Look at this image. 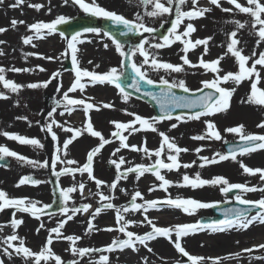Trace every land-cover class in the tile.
I'll return each mask as SVG.
<instances>
[{
	"label": "rangeland",
	"instance_id": "obj_1",
	"mask_svg": "<svg viewBox=\"0 0 264 264\" xmlns=\"http://www.w3.org/2000/svg\"><path fill=\"white\" fill-rule=\"evenodd\" d=\"M86 3H90L91 0H85ZM166 3V0H164ZM244 6H247V0H238ZM264 3V0H261ZM15 0H4L0 3V28L7 29L5 32L0 33V68L5 69V78L11 80L17 84L24 85L17 93H12L3 88L0 84V92H4L9 98L0 99V133L8 132L22 135L26 138L39 139L43 144V148H36L29 145H21L20 143L10 140L0 134V146H6L12 151L17 152L20 155L25 156L30 160L35 161H48L49 166L47 168H33L30 165L20 162L15 158L8 157L10 160V166L7 168H0V190L4 191L9 198H27L31 201H39L37 207H42L44 204L52 205L54 203V191L55 188H68L76 186L77 190L70 193V199L68 201V207H80L83 204L91 205L87 212H79L73 216V219L67 221L63 228L60 229V236L57 237L56 233H52V243L48 245L51 253L61 258L62 264H69V262L76 261L78 264H99L101 256H107L108 261L106 264H190L186 257L177 253L172 243V247L169 249V256L163 252V240L156 241V239L149 241L153 252L159 250L155 260H151L148 253H145L144 247L136 245L137 251L132 249H124L121 251L116 248L114 251H106L107 246L111 245L113 240L126 239L123 233L119 232L113 225L112 216L116 213V208H122L128 206L131 201L132 195L139 191L142 194L143 199L138 198L137 203L143 204L145 201H157L162 202L168 198L174 199L176 193L166 192L163 194H154L150 198L147 196L146 187L148 184H152L154 188L160 186L158 181L152 173H145L139 179L135 173H128L126 179H120L115 189H110V185L116 180L117 169L110 161L115 160L119 162L120 158H123L125 163L121 165L119 171L124 172L130 167L136 165L152 166L156 157L145 155L143 151H134L130 148H121L119 152L113 153L119 147V139L111 135L116 131L114 125L110 122H124L127 123L133 120V116L127 113H135L141 117L150 118L154 114L149 105L134 98H131L129 102L125 103L119 94L118 89L110 87L108 85L96 84L99 91H76L75 96H79L80 99H85L94 105H102L104 103L111 104V108L100 107V110L96 114H90V120L95 131H99L105 139L111 141L106 144L99 153L93 157V175L96 179L104 182L99 188H97L95 181L89 179L87 173L75 172L72 175H62L57 177L53 174L51 168V160L54 154L57 152V147L62 146L63 141L66 138H70L73 133L63 131L60 127L54 126V131L57 134L58 141H53L51 135L41 131L43 126L48 120L47 114L43 115L42 111L46 107L44 104L45 90L51 89L54 91L55 97L52 98L50 107H55V101H62L63 93L74 82V73L62 72V67L66 59L71 58L70 55H61L65 53L67 45L66 39L58 34H47V30H41V35L37 36L34 30H30L29 26L33 23L44 22L49 23L55 20L59 16H64L69 20L86 14L78 5L64 4L63 0H24L18 7H10L14 4ZM97 3L104 7L106 10L114 11L117 14L123 15L129 20H134L139 15L146 26L153 27L156 30L167 29L171 24V20L175 18L174 12L165 14L161 17H149L146 15L148 11L152 10L151 5H144L140 0H97ZM29 5H41L42 7L37 10L35 7ZM196 7L204 9L210 8L211 11L205 12L203 17L187 20L180 25L178 32H183L187 23H192L196 29L190 39L195 41L197 39H205L211 37L208 42V54L203 56L205 61H213L219 57H223L220 61L219 68L221 71L219 75L223 76L228 72L237 73L238 63L235 58L227 53V47L230 43V34L236 32V37L239 43L235 46L238 49H242V54L250 57L251 59L247 63V67H251L255 59L258 58L260 52H264V42L257 45L256 41L258 36L255 34V30L251 23V17L247 14L240 13L235 9L234 5H231L227 0H221V7H217L210 3V0H198ZM221 8L229 9L231 12L222 11ZM51 9V11H49ZM193 9L191 0L183 6L184 11ZM101 19V17H98ZM15 19L17 21H23L24 23H18L15 27L11 25V21ZM235 21H239L245 24L242 29H237ZM163 25V27L161 26ZM259 26H257L258 28ZM164 34V33H163ZM167 34V32L165 33ZM32 36L33 39L30 44L23 43V37ZM86 42L77 45L79 51L77 53L79 66L89 71H96L97 73H106L110 68L116 67L120 69V61L122 57L115 51V46L112 41L107 37L96 34H85ZM145 39L148 44L162 42V39L149 36L147 34L140 36L139 40ZM87 40H91L88 43ZM108 44L107 49L104 48V44ZM137 43H131L124 46L125 51L132 49ZM148 47V45H146ZM183 45L180 42L173 43L170 47H165L158 50V59L163 62H168L173 65H182L181 57L184 56L182 51ZM149 51H156L148 48ZM257 55L253 56V52ZM204 52V46H198L196 49L189 51L188 58L193 64H197L199 58ZM33 53L26 57V54ZM227 53V54H226ZM56 57L55 60L49 61L41 57ZM136 62H141L143 57L138 54L134 57ZM91 61V63H89ZM96 65H99L97 68ZM46 69V71H40L39 67ZM147 67V66H146ZM32 69L28 72H15L10 69ZM256 70L260 74V80L257 87L264 91V67L257 65ZM60 72V77L57 80L52 81L47 88L30 89L26 85L30 83H39L50 79L52 73ZM214 73L210 70L203 68H192L187 65L184 66V71L180 73L165 71L159 69L156 71L149 70L148 77L154 81H159L161 77L168 79L170 82L173 80H184L186 85L192 91H196L202 87L201 81L212 80ZM256 80V77L245 79L238 86L232 82L222 84L227 89L235 88L233 95L230 98V107L227 111L217 113L210 117H202L200 120H188L186 123H179L175 129H170L172 123H177L175 119L172 121H163L157 125L159 132H164L169 137L173 138L176 144L180 148L188 149L186 152L181 153V163L191 164V167H181L178 170H172L171 175H166V172L161 169V175H163L168 181L172 182L171 186H175L181 181V173L188 171L191 174L190 177H195L197 173L203 179H208L210 175L222 176L228 179L230 183L246 184L249 187L257 186L264 188V182L261 181L259 173L252 175L243 172L240 167V162H248L249 168L252 169H264V149H259L250 152L246 155H237V161L231 159L215 164H208L204 167L200 165L203 161L201 157L212 158L217 152L223 153L222 144L227 142H234L239 140V135L228 133L226 128L235 127L239 125L244 126L246 134L264 135V127H258L261 122H264V106H259L248 102V97L251 94V83ZM87 81V80H86ZM82 83H86L82 78ZM62 85L60 91H57V86ZM85 89V88H84ZM179 89V88H177ZM75 98L74 96H70ZM52 110V109H51ZM49 110V111H51ZM60 113H63L61 115ZM67 116V111L64 107H58L54 118L59 121L65 119L63 116ZM44 116V117H43ZM17 117H27V120L17 119ZM86 116L81 121L72 125L70 122L63 125L65 128L83 129L85 128ZM205 120L212 121L216 129L221 133L223 139L221 141L216 140H195L192 137L197 135H203L206 130ZM30 122V123H29ZM39 122V123H37ZM135 127H139L138 124ZM150 132V133H149ZM128 136L126 143L130 145H136L138 148L147 147L150 151H155L160 148L161 137L158 132L140 131L134 132L129 135L127 131L122 133ZM74 148L67 149V156L60 153L63 160H74L77 163L73 165H67L65 163H58L55 171H60L64 167L77 168L82 167L84 164L83 155L87 157L89 151L96 148L100 141L97 137H92L87 131H84L83 135L77 137L73 142L78 141ZM80 148V149H79ZM200 148L201 151L197 153L195 150ZM161 159L167 161V150L162 154ZM255 161L249 163L250 161ZM195 161V163H193ZM87 162V160H86ZM85 162V163H86ZM226 162V163H225ZM221 163H224L221 165ZM111 164L112 170H108V165ZM228 164L230 172L225 174L223 172L224 166ZM212 173L210 174V172ZM222 173V174H221ZM22 177H32L41 181L40 184L34 186L17 187ZM211 179V177H210ZM84 184L83 192L79 189L78 185ZM146 184V187H145ZM123 189V191H121ZM169 190V189H168ZM206 190V191H205ZM199 193V198L195 200L206 203H227L236 202L235 197L229 199L220 192L219 187L210 186ZM207 192L209 194H207ZM102 193L105 196L111 197V203L114 205L112 209H106L101 214L92 220L93 229L89 230L88 221L92 219L91 213L95 208L99 207L101 203H107L108 201H100L99 195ZM202 194V195H201ZM191 194H188L189 198L193 199ZM164 197V198H163ZM162 198V199H160ZM243 198L257 201L264 198V191H255L245 193ZM27 203V201H26ZM61 206V203H60ZM15 213V216H13ZM176 216H179L187 222V224H194L202 218H207L210 213L209 209H199L196 214L188 215L183 211L178 210ZM71 214V213H69ZM125 220L134 221L127 230L132 231L136 235H144L149 231H145L143 225L136 220L135 215L124 214ZM22 220V224L15 229V234L19 239L12 241L13 248H9L11 253V259L8 255L3 253V249L7 247L4 243L6 238L13 233V228L10 226L12 219ZM66 217L59 212L55 214H41L39 219L34 218L29 213H22L16 211L14 208L4 209L0 211V261L3 264H35L34 257L25 260L23 254L17 255L14 251L15 247H19V240L23 239L24 246L29 248L34 253H39L49 237V230L56 228L61 220H65ZM44 226L41 228L40 225ZM174 225H171L173 227ZM176 226V225H175ZM40 228L39 232L37 229ZM113 229L107 231L105 229ZM241 233L244 234V238H249L250 242H245L243 245L230 246ZM196 234L205 235L199 237L195 241L196 245H193L189 241L190 248L197 250V256L206 258L205 264H264V259H255L254 257H264V249L256 248L255 246L264 244V224L256 223L249 227L247 230H228L224 232H211L205 229L204 231L197 232ZM67 236L79 237L74 243L65 239ZM168 240V239H166ZM182 246L187 244V241L183 242ZM156 242V243H155ZM184 243V245H183ZM152 244V245H151ZM233 244V243H232ZM102 246L105 249H102ZM89 249L83 256L73 254L72 249ZM174 248V249H172ZM185 248V247H184ZM188 252L187 248H185ZM245 249H251L252 251H244ZM118 253L124 254L125 258L122 259L117 255ZM189 253V252H188ZM47 254V253H46ZM235 254H239L237 257ZM39 264H56L55 260L50 257L49 260L39 261Z\"/></svg>",
	"mask_w": 264,
	"mask_h": 264
},
{
	"label": "snow or ice",
	"instance_id": "obj_2",
	"mask_svg": "<svg viewBox=\"0 0 264 264\" xmlns=\"http://www.w3.org/2000/svg\"><path fill=\"white\" fill-rule=\"evenodd\" d=\"M4 0H0V3H3ZM64 4L71 3L72 5H78L80 9H82L86 14L91 15L92 17H101L108 21H110L114 26H122L125 29L121 35H127L129 33L140 34V33H148L152 34L156 31L153 27L146 26L143 22V19L137 15L134 20H129L125 18L123 15L117 14L114 11L106 10L104 7L100 6L97 3V0H91L90 3H86L85 0H63ZM140 2L144 5H151L152 10L146 13L149 17H161L165 14H169L174 12L175 18L171 20V26L167 29V34L162 36V42H156L152 44H148V41L145 39H141L139 44L135 45L129 51L124 50V45H122L118 40L113 38L109 32L103 31L99 28L88 27L84 28L82 32H75L71 38H66V51L61 55H70L72 61V71L74 73V82L67 89L66 92L63 93L62 101H55V107L52 108L51 111L47 113L48 120L46 123L41 126V131L46 132L51 135L53 141H58L57 134L55 133L54 126L60 127L63 131L72 132L73 135L63 141L62 146L57 147L56 154L53 155L51 160V168L53 169V174L57 177L62 175H72L75 172L87 173L89 179L95 181L97 188H99L104 182L96 179L93 175V157L100 152V150L106 145L111 143L110 140L105 139L103 135L99 131H95L93 125L91 123L90 117L88 113L90 110H100V107L103 108H111L113 105L104 103L102 105H94L92 103L87 102L85 99H75L69 96V93H74L78 89L83 91L85 88V84L82 83V78L87 77L88 83L95 85H113L116 89H118L119 94L122 98V101L127 103L131 99V93L125 91V88L121 85L120 81L124 77L125 73L123 71L124 67L127 66L131 69L134 76L131 78V83L127 85L128 88L134 89L135 92L141 91V82L161 87V92L159 94H155L151 91H144L143 95L150 97L152 100L156 101L158 107L160 109L159 116H153L150 118L141 117L135 113H127L130 116H133V120L124 123L112 121V123L116 129V131L112 132L111 135L119 139V147L115 150L113 155L116 152H119L121 148H130L134 151H143L145 155L155 156V162L152 166H145L143 164L136 165L135 167H130L124 172H120L119 169L122 164L125 163L123 158H120L119 162L112 160L110 163L114 164L117 171L116 180L110 185V189H115L117 187V183L120 179H126L128 173H135L137 179H139L145 173H152L155 178L160 181V187L164 190H167L169 186H171L170 181H168L163 175H161V169H167L169 171L178 170L181 167L188 168L191 167V164L181 165L179 162V156L182 152L188 151V149L180 148L173 138L166 135L164 132H159L157 125L163 121H172L175 119L177 123H172L170 125V129H175L178 127L179 123H186L188 120H200L202 117H210L217 113L225 112L230 107V98L233 95L235 88L227 89L222 86V84H226L229 82L234 83L235 85H239L245 79L251 78L253 76L256 77V80L251 83V94L248 97V102L253 104L264 106V91L257 87V84L260 80V74L256 70V66L260 65L264 67V52H260L258 58L254 60L251 67H247L248 61L251 59L248 56L242 54V49H238L235 46L239 43L236 37V32H232L230 34V43L227 47V53H230L238 63V72L232 73L228 72L223 76L219 75L221 69L219 68L220 61L223 57H219L213 61H205L203 59L204 55L208 54V42L211 37L205 39H197L195 41L190 39L191 34L196 31L194 25L192 23H187L184 31L178 32L180 25L187 20H193L200 17H203L205 12L211 11L210 8H198L196 7L198 0H191L193 5V9L184 11L183 6L186 5L189 0H140ZM227 2L231 5H234L235 9L240 13L247 14L251 17V20L248 23L252 24L253 29L255 30V34L258 36L256 41L257 45L261 42H264V3L261 0H247V6L242 5L238 2V0H227ZM24 0H15V3L10 5V7H18ZM212 5L217 7H221V0H210ZM30 7H35L39 10L41 5H29ZM222 11L231 12L232 9H224L221 8ZM51 11V9H49ZM18 23L22 24L23 21H17L13 19L11 21V25L15 27ZM68 23V18L64 16H59L55 20L44 23L38 22L33 23L29 26L30 30H34L37 36L41 35V30L46 29L47 34L51 35L58 30V26L61 24ZM237 26V29H242L245 27L244 23L239 21L234 22ZM163 27V25H161ZM257 26H259L257 28ZM7 29L0 28V33L5 32ZM96 34L102 35L103 37H107L112 41V44L115 46V51L122 57L120 61V69L118 70L116 67L110 68L106 73H97L96 71H89L87 69H83L79 66V60L77 53L79 51L77 45H81L86 42L85 34ZM63 36L64 34L61 33ZM24 44H30L33 37L25 36L22 38ZM180 42L183 45L182 51L184 52V56L181 57L182 65H173L168 62H163L158 59V50L163 49L165 47H170L175 42ZM88 43H91V40H87ZM3 43V41H0ZM148 45V47H146ZM204 46V52L198 60L197 64H193L188 58V53L191 50L196 49L198 46ZM105 49L109 47L108 44L103 45ZM148 48L154 49L156 51H149ZM226 53V54H227ZM2 51H0V55H2ZM143 57L141 62H136L134 57L136 55ZM35 55L33 53L26 54L27 56ZM257 53L254 51L253 56H256ZM43 59L52 61L55 60L56 57H41ZM91 63V61H89ZM187 65L192 68H203L205 70H210L214 73V78L212 80H204L201 81L202 87L196 89V92H200V95H195L191 89L186 85L184 80H173L169 81L164 77H161L159 81H154L153 79L148 77V71H156L159 69H163L165 71H171L180 73L184 71V66ZM147 66V67H146ZM39 67V66H37ZM98 68L99 65H96ZM15 72H28L32 71V69H10ZM40 71H46V69L39 67ZM5 69L0 68V84L3 85L4 89L9 90L12 93H17L21 88L25 87L24 85L17 84L11 80H7L5 78ZM60 72L52 73L51 77L47 81L39 82V83H30L26 85V87L30 89L37 88H47L48 85L54 81L59 79ZM62 85L57 86V91L59 92ZM174 88L181 89L184 93H192L190 96H178L173 93ZM208 89L209 91H204ZM9 97L4 93L0 92V99H8ZM63 106L65 111L71 113V111L78 106H83V111L86 116L85 128L73 130L72 128H65L63 125L59 124L58 121L54 118V113H56L57 108ZM175 109H188L190 112L188 114L181 115H173ZM196 110V111H191ZM63 115V113H60ZM17 119L27 120V117H17ZM206 124V130L203 135H197L192 137L195 140H216L221 141L223 137L221 133L216 129L215 124L210 120L204 121ZM30 123V122H29ZM39 123V122H37ZM138 124L139 127H135ZM258 127H264V122L258 125ZM84 131H87L92 137L99 138V145L89 151L87 155V162L82 167L71 168L64 167L60 169V171H55L58 163H65L67 165H73L77 162L74 160H63L61 159L60 153L63 152L64 156H67V149L69 145L79 136L83 135ZM127 131L129 135H132L134 132L140 131H151L159 134L161 137L160 148L155 151H150L146 146L142 148H138L136 145H130L126 143L128 140V136L123 135L122 133ZM228 133H233L239 135V140L242 142L238 147H229L226 154L217 152L213 155L212 158L201 157L200 159L203 163L200 165L204 167L208 164L220 163L223 161H227L231 159L232 161H237V154L246 155L250 152L264 149V135H255V134H246L244 131V126L239 125L235 127H229L225 129ZM6 138L16 141L21 145H29L36 148H43V144L39 139L36 138H26L19 134L3 132L0 133ZM227 143V141H225ZM165 149L167 150V160L170 163H166L161 156L165 153ZM197 153L201 151L200 148L195 150ZM12 157L17 159L20 162L26 163L33 168H47L49 166V162L46 160L44 162L30 160L23 155L18 154L15 151L10 150L6 146H0V160H4L5 158ZM195 163V161H193ZM240 167L243 169V172L246 174L255 175L259 173L260 179L264 182V169H252L244 165L240 162ZM30 182L32 185H38L41 181L33 179L32 177H22L17 184V187L23 185L25 183ZM178 186L181 187H191L193 189L202 188L205 186H213L219 187L220 192L227 196L229 193L233 192V190H239L235 195V201L239 205H244V208H230L224 211L223 219L214 220L211 222H203L197 221L194 224H182L176 225L173 227H157L151 219L145 216V220L147 223L151 225V231L145 233L144 235H136L132 231L127 230L131 224H134V221L125 220L124 213L129 211L133 212H148L151 209L160 210L163 207H169L174 209H179L183 211L185 214L194 215L199 209H207L216 207L214 203H206L197 201L195 199H184V198H168L162 202L157 201H145L143 204L137 203V199H143L142 194L139 191H136L132 197L130 204L128 206H123L122 208H116V224L118 226L117 230L126 237V239L122 240H113L112 244L107 246L106 251H114L116 248H119L121 251L124 249H132L133 251H137L136 245H143L145 247L148 246V242L156 239L157 237H163L169 240L170 243L173 244L177 253L181 254L183 257L187 258V261L190 264H205V259L203 257L190 255L186 249L182 246V238L191 234H195L200 231H204L205 229L210 230L211 232H224L228 230H247L250 226L259 223L264 224V198H261L257 201H252L243 198L245 193L255 192V191H264V188H260L257 186L249 187L246 184L240 183H230L227 178L222 176H216L212 179H203L200 177V174L197 173L195 177H189L185 174L182 177V183ZM81 193L84 189V184L80 183L78 185ZM77 190L76 186L68 187V188H60V213L66 217L65 220H61L56 228H52L49 230V237L44 245L43 249L39 253L32 252L29 248L24 246L23 239L19 240V247H15L14 251L17 255L23 254V258L27 260L28 258L34 257L35 264H39V261L44 260L47 261L50 259L55 260L56 264H62L61 258L59 256H55L51 253L48 245L52 243V233H56L57 237L60 236V229L64 227L67 221L73 219V216L79 212H87L91 205L83 204L80 207H68V201L70 199V193H73ZM153 189H150V191ZM123 191V189H121ZM100 197V201H108L107 203H101V205L91 213L92 219H89L88 226L89 230L93 229L92 220L95 219L96 216L102 213V211L106 209L114 208V205L110 202L111 197L105 196L102 193H97ZM27 201V203H26ZM39 201H31L27 198H9L7 194L0 190V211L4 209L14 208L18 212L29 213L34 218L39 219L41 214H44V210L52 207L50 204H44L42 207H37ZM259 209L256 211L254 215H249L254 209ZM71 213V214H69ZM51 215V213H49ZM15 216V213H13ZM22 224V220L20 219H12L10 222V226L13 228L12 235L8 236L4 241L7 244V247L3 249V253L8 255L9 259H11V253L8 251L9 248H13L12 241H16L18 236L15 234V229ZM44 225L41 224L42 228ZM40 228L37 229L39 232ZM107 231H111L113 229H105ZM66 240L75 242L79 239V237L67 236ZM256 248L264 249V244L255 246ZM151 251V249H148ZM92 251L89 249H76L73 248L72 252L74 255L77 253L83 256L85 253ZM244 251H252L251 249H245ZM47 253V254H46ZM237 257L239 254H235ZM255 259H264V257H254ZM108 261L107 256H101L99 264H106ZM0 264H3L0 261ZM69 264H78L76 261L69 262ZM179 264V261L177 262Z\"/></svg>",
	"mask_w": 264,
	"mask_h": 264
},
{
	"label": "bare ground",
	"instance_id": "obj_3",
	"mask_svg": "<svg viewBox=\"0 0 264 264\" xmlns=\"http://www.w3.org/2000/svg\"><path fill=\"white\" fill-rule=\"evenodd\" d=\"M91 86L89 87H85L84 91H91V90H95V91H99V89L97 87H95L94 85L90 84ZM55 97V94H54V91H52L51 89H47L45 90V95H44V104L46 107L44 111H42L43 115H46L49 110H51V107H50V104L52 102V98ZM90 111H93V110H90ZM97 113V110H94L93 113H90V114H96ZM83 114H84V111H83V107L81 106H78V107H75L71 113L69 114V112H67V116H65L64 114V118L63 120H59L58 122L63 124V125H66V123L70 122L72 125H75L77 122L81 121L82 118H83ZM44 117V116H43ZM150 133V132H149ZM68 139V137L66 138ZM79 142L78 141H75V142H72L69 147L71 150L72 148H74L75 144H77ZM80 149V148H79ZM83 161L82 163L85 164L86 160H87V157L85 155H83ZM180 156H179V162L181 163V160H180ZM254 160L253 161H250L249 163H253L254 164ZM166 163H170V161H166ZM244 165H246L247 167L250 166V164H248V162H245L243 163ZM182 165V164H181ZM230 167L228 166H224V170L223 172L225 174H228L230 172ZM165 172H166V175H171V172L172 171H169L167 169H164ZM212 173V171L210 172V174ZM187 174L189 177L191 176V174H189L188 171H183V173H181V181L179 183H177L175 186L173 187H168L167 190H164L163 188H161L160 186L158 188H154L152 184H148L147 187H146V184H145V187L147 189V191L145 193H147V196L150 198L151 196H153L154 194H163L170 191V192H173V194H177L175 196L174 199L176 198H184V199H188L189 196L188 194H191L190 196L193 198V199H196L195 197L199 198L200 195H198L199 193L201 192H204L203 190L206 189V188H209L210 186H205V187H202V188H196V189H193L191 187H181V186H178L179 184L182 183V177ZM211 179L214 178V174L213 175H210L208 176V179ZM150 189H153L150 191ZM169 189V190H168ZM206 191V190H205ZM208 194V193H207ZM202 195V194H201ZM164 198V197H163ZM162 199V198H160ZM179 209H174V208H169V207H163L161 208L160 210H156V209H151L149 210L148 212L144 213L142 211L140 212H133V211H129L127 212L128 215H135L136 216V220L139 219V222L143 225L142 227L145 229V231H151V225H149L147 223V220H145V216H147L149 219H151L153 221V223L157 226V227H171V225H182V224H187V222H185V220L179 216H176V213ZM125 214V213H124ZM116 217V213L113 214L112 216V222H113V225L116 227V220L114 219ZM147 233V232H146ZM145 234V233H144ZM205 235H199V234H191V235H188L186 237H183L182 239H184L183 242L187 241V244L184 245L185 248H187L188 252L190 255H194V256H197V250L198 249H195V248H190L188 243L189 241L192 242V241H195L196 239H198L199 237H203ZM239 236L241 237H237L236 239H233L235 241H233L230 246H237V245H243L245 244V242H250L249 240H246V239H249V238H244V234L241 233ZM160 239H157L156 241H160V240H163L162 243H163V247L164 248H161L163 250L164 253H166L168 256H169V249L172 247V245L169 243V240H166V238H163V237H159ZM151 242V241H150ZM156 243V242H155ZM149 244V243H148ZM193 245H196V242H192ZM139 245V244H137ZM152 245V244H151ZM143 245H140V247H142ZM151 249V251H149L148 249ZM102 249H105L104 246H102ZM145 253H148V256L150 257L151 260H155L157 258V254L159 252V250L153 252L152 249L150 247V245H148L147 247H144L143 248ZM174 249V248H172ZM117 255H119L120 258L124 259L125 256L124 254H120L118 253ZM156 264H159L158 261H155Z\"/></svg>",
	"mask_w": 264,
	"mask_h": 264
},
{
	"label": "water",
	"instance_id": "obj_4",
	"mask_svg": "<svg viewBox=\"0 0 264 264\" xmlns=\"http://www.w3.org/2000/svg\"><path fill=\"white\" fill-rule=\"evenodd\" d=\"M95 25V20L90 17V16H84L81 17L77 20L68 22L66 24H61L58 26V30L57 32L59 33H63L66 37H71L75 32L77 31H82L84 28H88V27H94ZM101 28L104 31H107L110 33V35L115 38L116 40H118L121 43H125L126 41H128L129 38L135 39L137 34H133V33H129L127 35H121L122 32L125 31V29H123L122 26H114L110 21L105 20L102 22L101 24ZM134 76V73L132 72H127L126 77L124 79H122L120 81L121 85L125 88V91L130 92L131 95L141 98L147 102H149L156 114L159 116L160 113V109L158 107V104L156 101L152 100L150 97L144 96L143 92L144 91H151L155 94H159L161 92V87L160 86H153V85H148L145 84L143 82H141V91L140 92H135L134 89L128 88L127 85L131 83V78ZM173 93H175L178 96H190V94L184 93V92H180V91H175L172 90ZM208 91V90H207ZM201 93L195 94V95H200ZM191 111H196V110H191ZM190 112V110L188 109H175L173 112V115H179V114H188ZM242 142H238V143H234V144H225V150L226 153L229 149V147H238ZM9 163L6 160H0V166H8ZM30 183V182H28ZM226 207V208H223ZM223 207H215L213 210L214 211H221V210H227L230 208H234V207H230V206H223ZM224 216L220 215V217L217 220L223 219ZM205 222V221H203ZM207 223V222H205Z\"/></svg>",
	"mask_w": 264,
	"mask_h": 264
}]
</instances>
